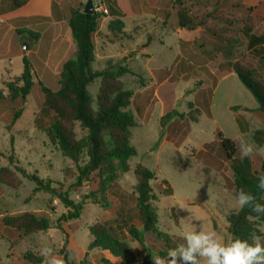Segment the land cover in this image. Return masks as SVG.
Wrapping results in <instances>:
<instances>
[{
    "label": "rangeland",
    "instance_id": "374dc122",
    "mask_svg": "<svg viewBox=\"0 0 264 264\" xmlns=\"http://www.w3.org/2000/svg\"><path fill=\"white\" fill-rule=\"evenodd\" d=\"M103 1L108 10L104 16L110 14L108 6L112 5L118 9L120 19L128 23L126 32L111 34L114 49L126 47L135 54L147 47L153 57L149 69L146 58L134 60L129 68L135 75H126L123 81L125 88L133 92L129 110L136 123L131 142L138 155L129 165L134 170L142 164L157 176L152 185L159 198L155 206L161 231L173 239L175 246L183 242L182 233L193 229L215 230L228 236L227 218L237 211L231 164L220 150L219 135L254 142V133L264 130V112L227 63L243 64L264 81V47L249 51L242 34L247 27L252 28V35L264 33V21L249 18L248 12L260 6L264 17V0ZM183 8L203 26L182 30L178 12ZM124 13L128 17L122 16ZM37 79L41 82L39 75ZM46 81L42 84L50 90L59 89L53 78ZM99 87L96 81L88 88L93 100ZM41 103L39 90L28 97L25 105L20 100L0 102V153L4 156L0 158V169H10L20 182L13 187L0 184V221L4 216L36 213L68 233V246L63 251L64 235L55 229L24 237L17 230L1 226L0 264H32L24 259L28 252L46 264L42 255L45 249H51L49 259H59L63 264L65 252L70 264H102V252L88 249L92 241L89 230L96 223L117 226L118 232L121 226L126 243L143 260L145 252L129 234L131 225L141 228L132 196V171L113 188L110 209L87 202L78 220L59 221L66 212L59 195L78 204L89 188L75 187L73 164L36 128ZM232 106L241 108L238 114L249 123L248 133H241ZM22 108L21 117L12 125L14 113ZM167 114L171 117L164 118ZM192 117L198 122H192ZM77 132L81 137L79 127ZM252 160L259 169L264 156L254 155ZM18 168L50 182L57 193L40 192L31 198L36 184L24 178ZM164 180L173 190L171 196L163 194L167 188L162 184ZM261 240L264 242V236ZM146 243L155 254L164 249L152 235H147Z\"/></svg>",
    "mask_w": 264,
    "mask_h": 264
},
{
    "label": "trees",
    "instance_id": "16d2710c",
    "mask_svg": "<svg viewBox=\"0 0 264 264\" xmlns=\"http://www.w3.org/2000/svg\"><path fill=\"white\" fill-rule=\"evenodd\" d=\"M183 1L176 0L179 3ZM26 2L27 0H15L14 6L21 7ZM108 8L113 16V20L108 25L109 30L112 34L120 35L125 24L120 19L118 10L114 9L112 5ZM261 9L258 6L248 10L251 15L249 18H261V21H264ZM103 16L104 13L101 12H96L93 15L85 14L81 8L71 11L68 24L76 50L74 56L63 65L57 91L50 90L37 79L32 63L24 57L22 75L0 86V102L7 99L20 100L25 105L28 97L39 90L42 95L41 117L36 119V128L46 135L50 144L64 159L73 164L76 175L75 187L89 188L88 193L82 197L78 204L68 199L67 196L59 195L66 210L61 215L60 222L67 223L78 220L87 202L99 205L104 210L110 209L113 205V188L119 185L123 175L133 172L135 185L132 187V196L141 228L138 229L131 225L129 234L145 252L144 259L139 260L126 243L121 226L120 232H118L117 226L109 223H96L90 227L92 241L88 249L102 252V264H150L152 256H166L168 251L176 246L173 239L162 232L159 226L160 220L155 206L159 198L152 185L157 181L156 174L142 164H138L134 170H131L129 165L130 160L138 155V151L131 142L132 129L136 124L135 116L129 110L133 92L125 88L123 78L126 75L135 74L124 66L104 70L94 68L97 62L94 36ZM122 16L126 17L127 15L124 13ZM178 23L182 30L189 31L203 26L202 22H197L190 17L184 8L178 12ZM18 33L20 35L28 34L34 43L40 39V34L32 31L25 30L18 31ZM242 34L246 39L249 51L255 52L256 48L261 50L264 47V33L252 35V28L247 27ZM229 62L227 65L233 69L244 87L258 102L259 109L264 112V81L257 78L253 70L247 66ZM96 81L100 82V87L96 94V100H93L88 88ZM94 104H96V109ZM239 109L241 108L237 106L230 108L235 113V120L241 133L246 134L249 130V123L243 115L238 114ZM22 112L23 108L14 113L12 125L21 117ZM170 117L171 114H167L164 118ZM191 120L194 123L198 122L196 117H192ZM77 127L80 129L81 137L78 135ZM253 140L262 147L264 145V130H257L253 135ZM240 141L241 139L231 140L219 135L220 150L231 164L234 195L243 188L253 192L257 201L264 204V192L256 187L258 177L264 175V162L261 163L259 169H256L252 158L241 159ZM2 157L4 156L0 153V158ZM18 170L24 178L36 184V188L31 192V198L40 192L57 193L50 182H44L39 177L29 175L20 168ZM0 184L13 187L18 186L20 182L10 169L1 168ZM162 184L167 186L163 194L171 196L173 190L168 182L164 180ZM122 221L125 220L122 219ZM227 222L228 235L242 239H250L251 233H256L261 239L264 236L262 230L264 215L256 218V214L250 212L248 208L230 214ZM1 226L17 230L24 237L55 229L64 235L63 251L68 246V233L60 225L53 227L50 219L33 212L4 216L0 221ZM147 235H152L155 240L163 243L164 249L157 254L148 249ZM67 258L68 253L65 252L64 262L70 264ZM24 259L32 264L42 263V260L31 252L26 253Z\"/></svg>",
    "mask_w": 264,
    "mask_h": 264
},
{
    "label": "crops",
    "instance_id": "0c3cea01",
    "mask_svg": "<svg viewBox=\"0 0 264 264\" xmlns=\"http://www.w3.org/2000/svg\"><path fill=\"white\" fill-rule=\"evenodd\" d=\"M87 2L88 0H27L21 7H15V0H0V86L22 75L24 57L32 63L41 82L53 78L55 84L57 82L59 85L63 65L74 56L76 50L68 24L71 11L79 8L84 11ZM94 2L98 3L99 0ZM104 6L106 5L102 1V7ZM111 20V13L103 16L95 34L97 62L94 68L104 70L124 66L130 69L129 64L134 60L146 58L149 69L153 57L147 47L135 54H131L126 47L123 50L114 49L113 34L108 26ZM121 20L125 24L123 32H126L127 20ZM25 30L40 34V39L34 43L28 34L18 33ZM24 47L30 48L25 50Z\"/></svg>",
    "mask_w": 264,
    "mask_h": 264
},
{
    "label": "clouds",
    "instance_id": "9594fccd",
    "mask_svg": "<svg viewBox=\"0 0 264 264\" xmlns=\"http://www.w3.org/2000/svg\"><path fill=\"white\" fill-rule=\"evenodd\" d=\"M241 159L254 155L264 156V147L245 139L240 141ZM257 189L264 192V175L258 177ZM237 212L248 208L256 218L264 215V204L257 201L256 195L241 188L234 196ZM183 241L170 249L166 256L151 257V264H264V242L256 233L250 239L232 235L222 236L215 230L193 229L182 233ZM46 264H63L56 258L49 259L51 249L42 251Z\"/></svg>",
    "mask_w": 264,
    "mask_h": 264
},
{
    "label": "water",
    "instance_id": "95a60500",
    "mask_svg": "<svg viewBox=\"0 0 264 264\" xmlns=\"http://www.w3.org/2000/svg\"><path fill=\"white\" fill-rule=\"evenodd\" d=\"M101 2V0H99L98 3H95L94 0H88L85 8H84V13L88 14V15H93L94 13L98 12L97 9L99 8V3ZM30 47H27L24 49L25 50H29Z\"/></svg>",
    "mask_w": 264,
    "mask_h": 264
},
{
    "label": "built area",
    "instance_id": "2783aa9c",
    "mask_svg": "<svg viewBox=\"0 0 264 264\" xmlns=\"http://www.w3.org/2000/svg\"><path fill=\"white\" fill-rule=\"evenodd\" d=\"M102 1L103 0H101V7H99L98 9H97V11L98 12H101V13H104V14H108V10H107V8L104 6V7H102Z\"/></svg>",
    "mask_w": 264,
    "mask_h": 264
}]
</instances>
